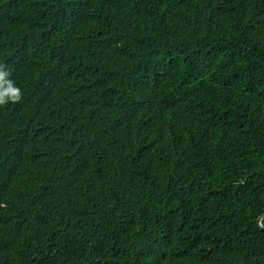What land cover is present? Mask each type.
Returning a JSON list of instances; mask_svg holds the SVG:
<instances>
[{"label": "trees", "instance_id": "trees-1", "mask_svg": "<svg viewBox=\"0 0 264 264\" xmlns=\"http://www.w3.org/2000/svg\"><path fill=\"white\" fill-rule=\"evenodd\" d=\"M0 73V264H264V0H0Z\"/></svg>", "mask_w": 264, "mask_h": 264}, {"label": "clouds", "instance_id": "clouds-1", "mask_svg": "<svg viewBox=\"0 0 264 264\" xmlns=\"http://www.w3.org/2000/svg\"><path fill=\"white\" fill-rule=\"evenodd\" d=\"M4 75L3 73H0V76ZM20 97V92L18 88L13 89V95H10L7 97L8 101H14V100H18ZM6 100L4 98V96L0 95V104L5 103Z\"/></svg>", "mask_w": 264, "mask_h": 264}, {"label": "water", "instance_id": "water-1", "mask_svg": "<svg viewBox=\"0 0 264 264\" xmlns=\"http://www.w3.org/2000/svg\"><path fill=\"white\" fill-rule=\"evenodd\" d=\"M264 218V215L261 216L259 219H258V224H260V221Z\"/></svg>", "mask_w": 264, "mask_h": 264}]
</instances>
